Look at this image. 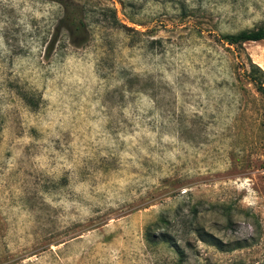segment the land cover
I'll return each mask as SVG.
<instances>
[{"label":"rangeland","instance_id":"obj_1","mask_svg":"<svg viewBox=\"0 0 264 264\" xmlns=\"http://www.w3.org/2000/svg\"><path fill=\"white\" fill-rule=\"evenodd\" d=\"M258 26L264 0H0V264H264L263 41L220 38Z\"/></svg>","mask_w":264,"mask_h":264},{"label":"trees","instance_id":"obj_2","mask_svg":"<svg viewBox=\"0 0 264 264\" xmlns=\"http://www.w3.org/2000/svg\"><path fill=\"white\" fill-rule=\"evenodd\" d=\"M69 22L67 30L72 33L77 30H83L84 25L82 18L84 16L83 9H78L75 12L67 13L65 19L69 16ZM226 44L241 48L242 43L246 41H263L264 49V27L258 26L253 29L240 30L235 33H225L220 37ZM244 76L249 83H251L255 92L264 98V70L256 63L248 60L247 68H244ZM262 119L264 121V112L262 113ZM165 242H168L165 240Z\"/></svg>","mask_w":264,"mask_h":264}]
</instances>
